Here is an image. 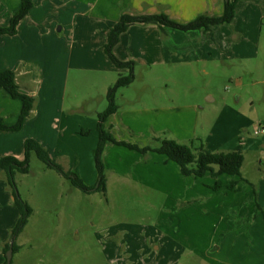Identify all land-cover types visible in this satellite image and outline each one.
I'll return each mask as SVG.
<instances>
[{
	"label": "rangeland",
	"instance_id": "rangeland-1",
	"mask_svg": "<svg viewBox=\"0 0 264 264\" xmlns=\"http://www.w3.org/2000/svg\"><path fill=\"white\" fill-rule=\"evenodd\" d=\"M145 1L138 0L137 4L118 0L116 5L114 0H38L42 22L51 17L53 29L52 34L47 33L39 42V52L52 51L63 65L65 52L67 56L71 50L76 54L77 47L83 46L81 81L73 79L78 73L73 63L66 101L67 105L78 102L75 96L81 94L80 115L91 118L82 111L86 107L93 111L101 105L100 109H106L110 87L122 73L129 72L110 65L105 67L95 60L99 53L96 47L124 13L154 15L157 12L183 24L209 14L208 5L194 7L199 4L196 0L183 12L176 9L175 3L185 0H169L166 7H154L164 0ZM210 7L213 9V2ZM236 8L233 22L205 28L209 30L208 44L216 48L214 60L201 61L194 54L190 59L178 56L184 59L180 62L160 63L143 60L142 56L135 60L136 78L133 84L121 88L116 98L121 106L120 117L127 114L129 120L140 121L137 119L144 107L163 108L166 121L159 123L158 131H149L138 123L129 129L115 124L114 130L117 136L127 134L132 143L154 145L159 143L154 138L178 136L177 119L182 114L187 119L195 117V136L190 139L196 143L203 141L209 150L231 151L242 138L246 159L242 169L244 179L240 182L245 185L249 181L253 187L245 185L237 195L238 200L249 203L261 189L264 193V162H261L264 131L256 133L264 129V47L259 46L264 45V0H240ZM39 26L41 33L48 32L45 25ZM138 26L143 27L138 29L141 33L132 36L140 38L141 43L150 44L157 39L156 34L148 31L149 24ZM168 29L172 35L169 41L189 40L185 31L169 25ZM87 66L105 68L90 71ZM86 99L90 103L83 105ZM190 139L181 142L189 144ZM90 140L85 137L84 144ZM28 165V172H16L15 183L33 213L16 239L19 248L13 253L12 264H260V259L251 261L249 254L259 251L258 256L264 255V241L258 240L264 239V209L252 207L249 215L230 211L228 205L236 194L228 188L225 189L228 194L223 191L216 197L217 202H228L221 203V208L213 213L207 210L204 217L218 224L209 229L205 226L203 230V225L197 222L188 227L181 224V218L169 210L165 195L146 185L113 180L106 191L87 192L72 187L70 180L50 168L35 152ZM228 178L240 177L225 175L224 185L230 184ZM98 185L96 182L91 188ZM14 200V196L3 199L4 207L0 208V237L8 238L10 244L19 219ZM196 206L190 218L202 215L204 209ZM212 229L213 235L218 233L216 242L222 244L224 254L216 260L200 255L207 240L212 238L209 233ZM233 250L238 251L239 257L226 254Z\"/></svg>",
	"mask_w": 264,
	"mask_h": 264
},
{
	"label": "crops",
	"instance_id": "crops-1",
	"mask_svg": "<svg viewBox=\"0 0 264 264\" xmlns=\"http://www.w3.org/2000/svg\"><path fill=\"white\" fill-rule=\"evenodd\" d=\"M117 1L118 0H114L116 5ZM135 1L139 4L138 0H132V3ZM143 1L147 3L145 0H142V2ZM191 1L192 0H185L183 2L174 3L177 6L176 9H181V12H183L187 6L190 7ZM81 2H83V0H81ZM196 2L199 4H195V8L199 6L202 7V5L209 6L207 11L210 17H218L224 13L226 0H196ZM211 2H213V9L210 7ZM169 4V0H164L155 3L154 7L158 5L159 7H166L169 6ZM38 5V0H35L34 7L19 23L16 34H0V72L6 70L14 71L17 75L21 91L35 97V105L32 113L26 119L22 129L18 131L7 129L0 130V156H15L23 160L25 157L26 140L28 138H35L50 152L53 159L57 160L65 169L76 173L87 186L91 187L99 181V173L95 162L100 136L98 116H100L105 109H100L101 105L98 109H94L93 111L86 107L82 109V111L89 113L91 118H89V116L84 117L80 115L81 94L75 96L79 100L78 102L71 101L70 105L66 104L69 79L71 71L74 69L72 66L73 63H75V68L78 73L77 77H72L75 82L81 81L83 46L80 45L77 47L76 54L74 50H71L68 56L65 52V54L62 55L64 57L63 65H60V60L54 58L52 51H49L48 54H41L39 52V42L42 41V38L47 33L52 34L53 29L51 27V17L45 18L42 22V18L40 17L42 13L38 11ZM20 6L21 0H0V27H8L10 25L13 15L19 10ZM78 6L79 5H77V7ZM60 13L58 15L59 17ZM155 13L158 14L157 12ZM119 19H121V17ZM139 24L140 23L129 27L128 30L122 34L121 39L115 46V54L120 60L134 62L142 56L143 60L147 59L149 61L167 63L169 61L180 62L184 60L183 58L190 59L193 54L196 57H201V61L214 60L216 57V48L212 46V44H208L207 32H209V30L205 28L185 31L189 34V40H185L186 42L182 41L183 43H176L174 41H169L170 38L172 39V35L169 32L168 25L147 23L149 24L148 31L157 36V39L152 41L153 44H149L148 41L141 43L140 38L132 36L135 32L141 33L138 29L143 27L138 26ZM39 25H45L48 32L42 31L41 33ZM62 29H64V26ZM111 29L112 28L106 31V36L95 49L97 51L99 50L98 56H95V60H97L98 63L104 64L105 67L109 65L115 67L105 50V43L107 42V38H109ZM259 46L264 47V45ZM59 49H61V44ZM45 55L48 56L42 57ZM194 55L192 57H194ZM253 56L254 55H252V57ZM61 66L65 68L63 69ZM105 67L99 66L90 68V66H87L90 71ZM125 70L126 69H123V71ZM37 95H39V97ZM90 99L92 100L93 98ZM88 102L90 103V101L86 99L83 105H86ZM162 109L163 108H157V110H155L144 107L141 109L142 112H140L141 117L137 119L140 121H135L136 119L129 120L126 118L127 114L120 117L121 106L119 105L118 111L105 119L104 128L108 130V132L113 133L117 140L132 143L129 141L130 139H127V134L117 136L118 134L114 130L115 124L128 127L129 129L132 124L138 123L139 125H144L149 131H158L157 126L159 123H164L166 121V117L161 111ZM21 110V100L13 98L7 90L0 88V119L2 122L7 126L16 125ZM194 118L195 117L192 116L189 120L185 115H178L177 125L180 131L178 136L174 135L175 139L177 137V141L181 142V140H187L195 136L196 123L193 122ZM179 134L181 135L179 136ZM85 137H89L91 139L90 142L86 141V144H84ZM140 146H145V144ZM207 148L210 149L209 147ZM213 151L222 150L219 148ZM262 154L264 155V149ZM103 158L106 165L105 176L107 188L113 180L146 185V187L157 192V194L165 195L167 206L170 208L169 210H171L176 217L181 218L179 222L184 224V226L188 227L190 224L197 222V224L203 225L204 230L205 226L209 229V226L213 227L215 223L218 224L217 221L214 222L211 218L204 219V217L207 216V210L213 213L216 211L215 209L221 208V203L224 202V204H226L228 202L227 200L217 202L218 200L216 198L220 195V192L224 191V194H228L229 192L225 190L228 188L229 184L224 185L222 181L225 175H222L220 178L222 181V188L220 190H215L213 189L215 182L213 176L207 175L197 178L185 176L181 171L180 165L169 160L165 154L157 152L144 154L140 151L132 150L125 145L108 142L106 143ZM261 162H264V159H262ZM233 180L234 178H228V182ZM70 184L71 186L73 185L72 182H70ZM245 185L253 187V183L249 181H247ZM245 185H241L240 182L237 190H231V193L236 194V198L231 200V203L228 205L230 211L238 212V214L247 212V215H249V209L252 207L255 208V206H257L258 208L261 207L260 209H264V193L262 189L260 193H257V197H255L252 202L243 203V201L238 200L240 196L237 194L243 190ZM72 187L76 189V186L73 185ZM13 196L14 193H12V186L9 182L7 173L0 168V208L2 209V207H4L3 199H9V197L12 198ZM229 199L230 198H228V200ZM196 205H200L204 209L203 212L200 213L202 215L197 216L195 214L193 218H190L194 214L195 208H197ZM222 217L221 214V219ZM209 233L212 234V238L207 240L204 246L205 250H203L204 253L200 255H203V257H211L212 260H216L218 256H224V254H222V244L219 242L218 245V242H216L215 236L218 233L213 235V229ZM258 240L264 241L262 238ZM9 243L10 240L8 238L0 237V264L5 263L6 256L4 249ZM233 252L234 254H232ZM237 252L238 251L233 250L228 253L226 252V254L235 258L239 257ZM258 254L259 251L250 252L248 258H250L251 261L260 259V264H264V255L261 257L258 256Z\"/></svg>",
	"mask_w": 264,
	"mask_h": 264
},
{
	"label": "trees",
	"instance_id": "trees-1",
	"mask_svg": "<svg viewBox=\"0 0 264 264\" xmlns=\"http://www.w3.org/2000/svg\"><path fill=\"white\" fill-rule=\"evenodd\" d=\"M240 0H226L224 6V13L218 17H210L207 14L200 15L195 21L188 23H177L171 21L166 14H154V15H130V13H124L121 19L113 26L109 32V38L105 43L106 53L110 57L112 64L118 69H128V74H121L114 85H112L108 91V105L107 108L100 114L99 117V143L95 155V162L98 170V186L94 189L89 186L74 172L65 169L63 165L56 162L50 152L43 146V144L35 139L28 138L25 142V157L23 160L18 159L15 156H0V168L6 171L9 182L12 186L15 205L17 206L20 216L17 224L12 230V243L14 252L19 248L16 244L17 237L24 230L27 225L30 216L33 213L31 205L22 199L17 191L15 183V174L17 171L28 172L29 160L32 152H35L37 156L44 161L50 168L58 171L62 176L72 182V184L78 188H81L87 192L93 190H107L106 184V165L104 162V151L106 143H115L119 145H125L132 150H137L142 153L157 152L165 154L171 161L178 163L181 167V171L185 176L203 177L211 175L214 177L215 182L213 189L220 190L222 188V175L238 176L239 179H235L230 182L228 189L237 190L239 188L240 180L244 179L242 175L243 163L245 159L244 146L242 138L239 139L238 145L231 151H211L205 143L200 140L196 143V140H191V143L186 144L179 142L175 139L163 138L157 140L159 143L154 145L140 146L134 143H127V141L117 140L114 135L104 128V121L107 117L115 114L119 105L116 98L118 97L121 88L130 86L135 80V62L120 60L115 54V46L121 39L122 34L128 30L129 27L135 24H160L169 25L170 27L180 29L183 31L197 30L201 28H208L211 25H217L222 23H231L236 17V6ZM35 0H21V6L19 10L13 15L10 25L8 27H0V34L14 35L18 31V25L21 20L28 15L31 9L34 7ZM0 88H4L9 94L16 99L21 100L22 110L18 119V122L14 126L5 125L0 119V130H15L22 129L26 119L31 115L35 105V97L29 93L23 92L18 84L17 75L12 70H6L0 72ZM11 244L9 243L5 249L6 260L4 264H7V251Z\"/></svg>",
	"mask_w": 264,
	"mask_h": 264
},
{
	"label": "water",
	"instance_id": "water-1",
	"mask_svg": "<svg viewBox=\"0 0 264 264\" xmlns=\"http://www.w3.org/2000/svg\"><path fill=\"white\" fill-rule=\"evenodd\" d=\"M13 253H14V248L12 243L9 250L7 251V264H12Z\"/></svg>",
	"mask_w": 264,
	"mask_h": 264
},
{
	"label": "built area",
	"instance_id": "built-area-1",
	"mask_svg": "<svg viewBox=\"0 0 264 264\" xmlns=\"http://www.w3.org/2000/svg\"><path fill=\"white\" fill-rule=\"evenodd\" d=\"M263 131H264V129L261 128V129L257 130L256 133H261V132H263Z\"/></svg>",
	"mask_w": 264,
	"mask_h": 264
}]
</instances>
